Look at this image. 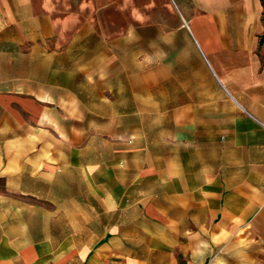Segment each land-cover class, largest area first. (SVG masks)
Returning a JSON list of instances; mask_svg holds the SVG:
<instances>
[{
	"label": "crops",
	"instance_id": "obj_1",
	"mask_svg": "<svg viewBox=\"0 0 264 264\" xmlns=\"http://www.w3.org/2000/svg\"><path fill=\"white\" fill-rule=\"evenodd\" d=\"M171 2L126 70L0 0V264H264V0Z\"/></svg>",
	"mask_w": 264,
	"mask_h": 264
},
{
	"label": "rangeland",
	"instance_id": "obj_2",
	"mask_svg": "<svg viewBox=\"0 0 264 264\" xmlns=\"http://www.w3.org/2000/svg\"><path fill=\"white\" fill-rule=\"evenodd\" d=\"M71 17L74 41L83 48L103 37L121 69L143 68L146 54L159 62L161 23L176 19L171 0H58ZM62 7V8H63ZM100 42V40H99Z\"/></svg>",
	"mask_w": 264,
	"mask_h": 264
}]
</instances>
